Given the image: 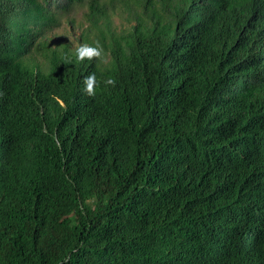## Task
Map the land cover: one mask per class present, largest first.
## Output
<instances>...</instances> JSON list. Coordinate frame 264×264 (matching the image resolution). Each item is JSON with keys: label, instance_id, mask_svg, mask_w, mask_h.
I'll use <instances>...</instances> for the list:
<instances>
[{"label": "trees", "instance_id": "obj_1", "mask_svg": "<svg viewBox=\"0 0 264 264\" xmlns=\"http://www.w3.org/2000/svg\"><path fill=\"white\" fill-rule=\"evenodd\" d=\"M104 1L0 0V264H264V0Z\"/></svg>", "mask_w": 264, "mask_h": 264}, {"label": "rangeland", "instance_id": "obj_2", "mask_svg": "<svg viewBox=\"0 0 264 264\" xmlns=\"http://www.w3.org/2000/svg\"><path fill=\"white\" fill-rule=\"evenodd\" d=\"M104 2L108 7L112 3L108 11H114V13L110 14L111 30L113 34L117 36L123 34L127 31L129 24L126 22L125 16L121 14V11L128 10L123 8L120 2L116 0H105ZM86 13L87 6L85 3L73 7L72 11L62 17L59 25L49 33L48 37L52 40L51 43L57 46L64 45L69 49L76 48L80 34L83 32V27L87 26L85 22Z\"/></svg>", "mask_w": 264, "mask_h": 264}, {"label": "clouds", "instance_id": "obj_3", "mask_svg": "<svg viewBox=\"0 0 264 264\" xmlns=\"http://www.w3.org/2000/svg\"><path fill=\"white\" fill-rule=\"evenodd\" d=\"M75 57L78 61L83 62L84 60H98L101 62H105V54L103 47L99 44V42H94V44L82 43L78 47L75 48ZM105 85H110L115 87L116 81L114 78H109L104 81ZM84 91L85 93L93 97L96 95V88L98 86V82L96 79L95 73H90L83 80Z\"/></svg>", "mask_w": 264, "mask_h": 264}]
</instances>
